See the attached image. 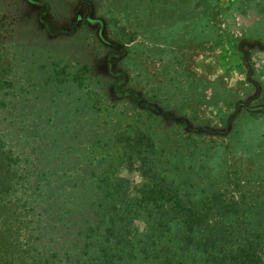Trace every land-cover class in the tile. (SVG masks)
I'll use <instances>...</instances> for the list:
<instances>
[{
  "label": "rangeland",
  "instance_id": "obj_1",
  "mask_svg": "<svg viewBox=\"0 0 264 264\" xmlns=\"http://www.w3.org/2000/svg\"><path fill=\"white\" fill-rule=\"evenodd\" d=\"M0 77L6 147L60 201L80 180L140 196L143 164L195 191L194 158L227 196L264 191V0H0Z\"/></svg>",
  "mask_w": 264,
  "mask_h": 264
},
{
  "label": "trees",
  "instance_id": "obj_2",
  "mask_svg": "<svg viewBox=\"0 0 264 264\" xmlns=\"http://www.w3.org/2000/svg\"><path fill=\"white\" fill-rule=\"evenodd\" d=\"M8 84L0 77V107ZM138 140L153 143L145 135ZM6 146L0 132V264H264V191L227 196L220 180L200 178L205 166L197 158L195 191L143 164L157 178L140 196L130 194L125 178L101 186L80 180L81 192L60 201L62 191L33 184V158ZM51 197L60 203L48 212ZM136 220L145 222L142 233Z\"/></svg>",
  "mask_w": 264,
  "mask_h": 264
}]
</instances>
